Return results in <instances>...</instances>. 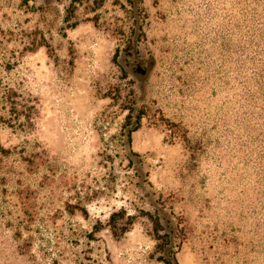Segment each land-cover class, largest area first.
<instances>
[{
    "label": "rangeland",
    "instance_id": "374dc122",
    "mask_svg": "<svg viewBox=\"0 0 264 264\" xmlns=\"http://www.w3.org/2000/svg\"><path fill=\"white\" fill-rule=\"evenodd\" d=\"M248 2L0 0V264H264Z\"/></svg>",
    "mask_w": 264,
    "mask_h": 264
},
{
    "label": "trees",
    "instance_id": "16d2710c",
    "mask_svg": "<svg viewBox=\"0 0 264 264\" xmlns=\"http://www.w3.org/2000/svg\"><path fill=\"white\" fill-rule=\"evenodd\" d=\"M81 0H72V4H71V8H73L75 6V4L77 2H80ZM248 15L250 16V40L251 42H257V47H260V50L263 51V59H264V0H249L248 2ZM70 8V7H69ZM68 8V14L70 12V9ZM253 19V20H252ZM252 20V22H251ZM68 21V19H67ZM76 24H73V26H75ZM262 44V45H260ZM117 55L118 53L115 54L114 56V60L117 61ZM261 70H262V76H263V80L261 82V87L263 88V92H264V61L262 62V66H261ZM129 111V116L131 117L133 115V113H135V108L134 106H130L127 108ZM135 125H133L131 128H126V137H127V142L130 145L131 142V133L138 129V127L140 126V119H141V115L139 113L135 114ZM130 123V122H129ZM126 215V213H124V209L117 211V212H113L111 213L109 220H108V225L111 227L113 235L116 238H119L122 234H124L125 232L128 231V227L127 226H119L118 225V221L121 218H124ZM128 220L130 221L131 224H133V218L134 216L129 214L127 215ZM152 219V218H151ZM154 223V231L156 234V239L158 241H160L161 239L163 241H160L157 243V248L158 251H163L166 244H168L170 241V234H160V226H159V222L158 220H153ZM16 235L19 236L20 232H16ZM166 241V242H164ZM161 261H164L165 264H171V260L166 259V258H162V256H160Z\"/></svg>",
    "mask_w": 264,
    "mask_h": 264
}]
</instances>
